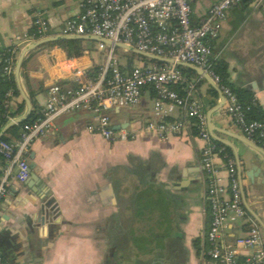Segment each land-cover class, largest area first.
Returning <instances> with one entry per match:
<instances>
[{
  "label": "crops",
  "instance_id": "0c3cea01",
  "mask_svg": "<svg viewBox=\"0 0 264 264\" xmlns=\"http://www.w3.org/2000/svg\"><path fill=\"white\" fill-rule=\"evenodd\" d=\"M194 2L197 24L214 2ZM79 4L80 0H0V53L16 36L30 33L39 14L50 20V35L58 36L66 21L80 13ZM211 44V60L228 67V83L253 93L264 110V5L256 8L248 0L231 9ZM97 47L93 43L88 50L86 44V53L77 59H69L59 47H44L27 56L22 83L33 105L30 118L43 113L52 85L74 88L77 70L97 74L106 61ZM119 54L125 70L128 53ZM151 64L138 60L135 65ZM184 69L186 82L175 89L188 103L202 105L208 125L222 99L198 72ZM155 99L145 89L139 106L109 111L113 127L124 126L133 135L129 141L111 142L90 132L98 122L92 113L80 110L60 116L48 135L34 143L29 163L36 170L25 183L10 182L0 208V253L6 264H216L209 255L212 214L201 158L204 141L193 133V120L184 108L166 119L186 124L179 136L161 137L146 130L148 122H157ZM23 104V113L15 118L27 108L20 94L12 98L13 113ZM225 105L224 101L212 115L211 124L218 130L215 137L228 145L216 142L232 153L230 146L236 149L244 171L256 167L251 179L244 180V204L264 224V156L238 139L244 135ZM11 130L4 136L13 138ZM3 166L0 162V179ZM216 168L227 182L220 157ZM250 219L264 239V230ZM249 228L247 222L229 225L220 233L218 247L234 246Z\"/></svg>",
  "mask_w": 264,
  "mask_h": 264
},
{
  "label": "built area",
  "instance_id": "2783aa9c",
  "mask_svg": "<svg viewBox=\"0 0 264 264\" xmlns=\"http://www.w3.org/2000/svg\"><path fill=\"white\" fill-rule=\"evenodd\" d=\"M244 0H220L206 17L193 22V0H80V13L66 21L58 36H91L124 44L140 52L187 63L204 70L225 97V110L245 138L261 141L264 150V124L247 122L242 107L232 91L221 84L220 77L210 71L213 41L222 29L228 12ZM256 8L264 0H251ZM34 33L16 36L11 47L19 52L31 42L50 37L51 22L44 15L35 17ZM99 52L106 53V61L95 76L83 70L73 74L74 88L65 89L54 84L48 91L43 117L27 124L21 138L14 142H0L3 174L0 179V208L9 192L12 180L25 183L30 177L29 154L34 143L48 135L56 120L67 113L85 110L92 113L98 126L89 127L111 142H126L133 138L126 130H115L109 111L134 108L141 104L142 93L151 88L156 93L154 115L157 122H148L145 129L161 137L179 136L186 128L184 122H167L177 108H184L189 119L195 120L199 136L204 141L202 166L208 178L207 200L212 214L208 233L209 255L216 264H264V239L259 227L244 208L241 182L235 159L223 157L227 182L216 168L218 153L207 130V120L199 103H188L172 86L184 84V73L175 64L136 66L131 72L121 67L117 49L98 43ZM16 61L8 60L7 74H14ZM7 105H10L7 103ZM247 222V235L235 245L221 250L217 241L229 225ZM245 251V254H243ZM0 264H6L0 253Z\"/></svg>",
  "mask_w": 264,
  "mask_h": 264
},
{
  "label": "trees",
  "instance_id": "16d2710c",
  "mask_svg": "<svg viewBox=\"0 0 264 264\" xmlns=\"http://www.w3.org/2000/svg\"><path fill=\"white\" fill-rule=\"evenodd\" d=\"M213 2H217L219 0H212ZM249 2H252L249 0ZM246 1L244 0L242 4H245ZM241 4V5H242ZM192 7H195V2L193 0ZM31 34L34 33V30H31ZM212 41L210 42V44ZM86 42L81 40H65L53 44L46 45V47H59L61 48L67 55L69 59H77L82 57L86 53ZM212 47V44H211ZM19 54V50H17L15 47H9L2 51L0 53V129L5 126L10 119L15 118L19 115H21L24 111V104L21 105L16 113L12 112V108L10 105H7V103L10 104L12 98H15L19 95L17 90V85L14 79L13 74H7L6 73V67L8 66V60H14V62L17 60ZM127 65L124 71H132L135 68L136 61L142 60L144 62H147V59H142L136 55L133 54H127ZM150 63H154L157 65H163V63L160 62H153L150 61ZM180 70L184 73L186 72V69L179 67ZM98 69H96L95 72H97ZM210 71H212L216 76L220 77L221 84L225 87H228L232 93L236 96L238 104L242 107L247 122H258L264 124V110L259 106L257 103L255 96L253 93L237 89L233 86H231L228 83V67L223 62H215L213 60H210ZM185 74V73H184ZM182 85V84H180ZM172 86V90L177 92L182 98L185 96L181 93H179L175 87L180 86ZM150 89L152 93L156 96V93L151 88ZM43 117V113L40 114H33L30 119H28L26 122H24L21 125H18L14 127L9 134L13 135V138H10L9 136L3 137V142H14L13 139L19 140L21 138L23 128L25 125L33 123L35 121H38ZM192 130L194 134H199V129L197 126V122L195 120L192 121ZM256 144L258 146H261V141L256 139ZM213 143L215 145V151L218 153V156L223 159V157L227 156L228 158L234 159L233 153L230 151V149L224 147L221 144H218L216 141L213 140ZM0 162L4 164L3 157L0 154ZM249 216V215H248ZM249 225V224H248Z\"/></svg>",
  "mask_w": 264,
  "mask_h": 264
},
{
  "label": "water",
  "instance_id": "95a60500",
  "mask_svg": "<svg viewBox=\"0 0 264 264\" xmlns=\"http://www.w3.org/2000/svg\"><path fill=\"white\" fill-rule=\"evenodd\" d=\"M219 1L214 2L210 6L209 10L216 3H218ZM245 1H248V0H245ZM207 14H208V12L202 18L206 17ZM194 19H195V16H193V21H195ZM65 40H81V41H84V42L87 43V49L88 50L91 49L93 43H104L109 48H115V49L121 50V51H123L125 53L136 55V56H138V57H140L142 59H147L149 61L166 63V64H175V65H177L178 67H181V68H189V69L195 70L212 87H214L216 89V91L218 92L219 96L222 99V102L220 103V105H218V107L214 111H212L211 114L209 115V119H208L209 122H208V125H207L208 126V132L211 133V137H212L213 140H215L217 142H220V143H222L224 145H228L224 141H222V140H220V139L215 137V132H217L218 130L211 124L212 115H214L216 112H218L222 108L223 103L225 101V97H224L222 91L220 90V88L213 82L211 77L204 70H202V69H200V68H198L196 66L187 64V63H180V62L179 63H174L170 59H166V58L158 57V56H155V55L143 53V52H140V51H138L137 49H135L133 47H130V46H127V45H124V44H114L111 41L104 40V39H99V38L91 37V36H82V37H78V36H51V37H47L45 39H41V40L36 41V42H31V43H29L28 45H26L25 47H23L21 49V51L19 52V55L17 57V60H16L15 69H14V74L13 75H14V79H15V82H16V85H17V90H18L19 94L21 95L23 101L25 102L27 110H26V113L23 116L15 118V119H12L11 121H9L5 125V127L0 132V142L3 140L4 135L9 130L13 129L14 127H16L18 125L23 124L24 122H26L30 118V116H31V114L33 112L32 101H31V99H30V97H29V95H28V93H27V91L25 89V85L22 83V72H23V67H24V63H25V60H26L27 56L30 53H33V52H35V51H37V50H39L41 48H44L46 45L57 43V42H61V41H65ZM125 128L126 127H124V126L114 127V129L117 130V131H119L121 129H125ZM238 139L242 143L247 145L253 151H257L258 153H261L264 156V150L260 146H258L256 143L250 141L249 139H247L245 137H238ZM230 147H231V149L233 151L234 159L236 161V165H237V169H238V177H239V179H240V181L242 183L241 184V192H242V200H243L244 208L247 211V214L249 215V217L251 216L252 218H254L259 223L260 227L264 230V224L262 223V221L256 216L254 211H252L250 209V207H248V205L246 203L244 204V202H247L246 194H245L244 180L251 179L252 171L254 173V171H256V167L255 166L252 167L251 171H244V164H243L242 158L239 156L238 152L236 151V149L234 147H232V146H230ZM32 170H36L35 165H31L30 166V173H31Z\"/></svg>",
  "mask_w": 264,
  "mask_h": 264
},
{
  "label": "rangeland",
  "instance_id": "374dc122",
  "mask_svg": "<svg viewBox=\"0 0 264 264\" xmlns=\"http://www.w3.org/2000/svg\"><path fill=\"white\" fill-rule=\"evenodd\" d=\"M208 1H210V0H208ZM97 45H98V43H97ZM120 51H121V50H117V51H116V56L118 57L119 62H120V65H121V67H122V63H121V61H122L123 57H120V56H119V55H120V54H119ZM106 53H107V52H105V55H106Z\"/></svg>",
  "mask_w": 264,
  "mask_h": 264
}]
</instances>
